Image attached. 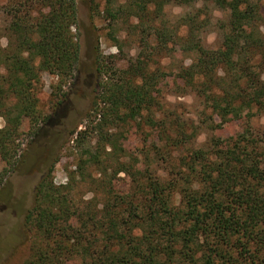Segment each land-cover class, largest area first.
<instances>
[{
	"label": "trees",
	"instance_id": "obj_1",
	"mask_svg": "<svg viewBox=\"0 0 264 264\" xmlns=\"http://www.w3.org/2000/svg\"><path fill=\"white\" fill-rule=\"evenodd\" d=\"M87 2L91 18L105 13L113 29L115 22L128 24L143 51L116 71L97 52L103 79L84 129L70 132L85 151L65 183L55 182L56 157L44 170L26 214L32 238L24 264H264V133L245 127L236 137L212 135L191 147L199 127L166 111L160 86L168 73L153 66L178 50L177 88L200 98L203 113L211 111L208 128L243 119L250 126L254 115L264 113V0ZM3 4L8 42H0V184L19 169L23 136L36 141L59 123L63 88L73 80L81 51L74 32L78 0ZM167 4L190 9L171 18ZM217 9L226 17H216ZM213 25L222 31L218 47L203 40ZM45 72L58 78L53 88L61 96L48 114L38 98ZM141 120L160 130L169 155L168 148L181 150L177 163L163 159L167 175L153 167L157 144L140 159L113 131ZM88 135L94 146H86ZM120 172L130 178L127 192L115 190ZM86 182L94 186L90 197L81 189Z\"/></svg>",
	"mask_w": 264,
	"mask_h": 264
},
{
	"label": "rangeland",
	"instance_id": "obj_2",
	"mask_svg": "<svg viewBox=\"0 0 264 264\" xmlns=\"http://www.w3.org/2000/svg\"><path fill=\"white\" fill-rule=\"evenodd\" d=\"M101 7L104 0H99ZM1 0L0 10V42L3 47L7 46V35L4 34L5 14ZM165 13L173 18L189 10L190 7L167 4ZM215 16L226 17L222 10H215ZM78 25L74 32L78 35L81 44L80 59L75 70L73 80L63 89L66 92L64 103L60 106L62 116L59 123L51 127L46 137L30 141L23 136L22 143H26L24 156L21 159L19 169L9 175V177L0 184V264H24L31 256V238L32 233L26 224V214L32 207L35 198L36 186L48 163L53 158H57L53 176L56 183H65L68 180L69 171L76 170V164L80 159L81 153L85 151L83 146H77L74 142L75 134L71 130L77 131L84 129L87 124V115L92 108L93 100L98 93L99 83L103 79L97 71L96 56L97 52L105 56V61L109 71L112 69L122 70L128 65L134 63L141 51L140 42L135 32L129 31L128 24L122 21L115 22L111 27V19L106 14H96L91 18V12L87 0H78ZM133 22V20L131 21ZM117 37V38H116ZM116 39L120 41L122 48H119ZM205 44L210 47H218L223 40L222 31L215 25L210 26L209 30L203 34ZM183 55L176 50L174 57L157 58L158 65L168 73L167 77L161 82L162 101L166 111L174 112L180 121H194L198 125V136L193 139L191 147H200L207 140L215 135L223 139L236 137L242 133L245 127H253L264 133V113L256 114L251 118L250 126L246 119L227 120L222 122L221 126L212 131L208 128L210 120L205 122L210 114V110H204V104L194 93L187 92L182 94L177 84L179 80L174 78V69L180 63ZM186 63L190 59L184 55ZM58 78L47 72L43 73L42 86L38 92L39 108L45 114L52 111L56 100L61 98L59 93L53 88ZM163 108V109H164ZM146 112V111H145ZM160 112V111H159ZM215 123L221 120L215 116ZM4 125V119L0 117V127ZM119 136V142L125 147L128 154H136L140 159H144L147 149L158 145L160 151H151L153 158V167H157L162 175H167L163 168V159L167 158L170 162H178L181 150L170 149V155L166 151L164 143L159 140L160 130L141 121L130 122L129 124H119L114 128ZM264 136V134H263ZM83 139V138H82ZM86 146H94V136L85 137ZM62 143V144H61ZM0 158V169H1ZM89 172L94 177H98L97 171L91 167ZM89 180H93L90 177ZM115 190L119 193L127 192L130 186V178L123 172L118 173L115 178ZM94 186L87 182L81 188L83 193L90 197V189Z\"/></svg>",
	"mask_w": 264,
	"mask_h": 264
},
{
	"label": "flooded vegetation",
	"instance_id": "obj_3",
	"mask_svg": "<svg viewBox=\"0 0 264 264\" xmlns=\"http://www.w3.org/2000/svg\"><path fill=\"white\" fill-rule=\"evenodd\" d=\"M16 171H17V170H16ZM16 171H15V172H16ZM13 173H14V172H13ZM10 175H11V174H10ZM8 177H9V176H8ZM8 177H7V178H8ZM36 187H37V186H36Z\"/></svg>",
	"mask_w": 264,
	"mask_h": 264
}]
</instances>
